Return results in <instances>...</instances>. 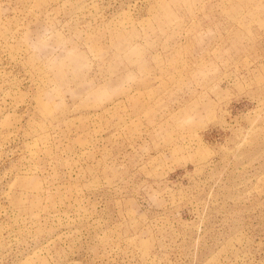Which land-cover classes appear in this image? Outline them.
<instances>
[{"label": "rangeland", "instance_id": "obj_1", "mask_svg": "<svg viewBox=\"0 0 264 264\" xmlns=\"http://www.w3.org/2000/svg\"><path fill=\"white\" fill-rule=\"evenodd\" d=\"M0 264H264V0H0Z\"/></svg>", "mask_w": 264, "mask_h": 264}, {"label": "clouds", "instance_id": "obj_2", "mask_svg": "<svg viewBox=\"0 0 264 264\" xmlns=\"http://www.w3.org/2000/svg\"><path fill=\"white\" fill-rule=\"evenodd\" d=\"M191 117H189L188 119L184 120L181 122V125H178V126H182L183 124H187V123H191Z\"/></svg>", "mask_w": 264, "mask_h": 264}]
</instances>
